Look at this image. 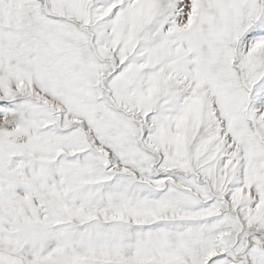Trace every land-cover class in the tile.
I'll return each mask as SVG.
<instances>
[{
	"label": "snow or ice",
	"instance_id": "1",
	"mask_svg": "<svg viewBox=\"0 0 264 264\" xmlns=\"http://www.w3.org/2000/svg\"><path fill=\"white\" fill-rule=\"evenodd\" d=\"M0 264H264V0H0Z\"/></svg>",
	"mask_w": 264,
	"mask_h": 264
}]
</instances>
